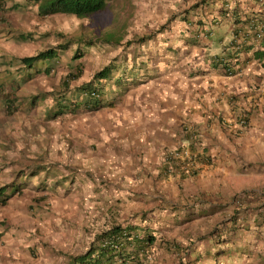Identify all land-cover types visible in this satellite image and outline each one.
Segmentation results:
<instances>
[{
    "label": "rangeland",
    "instance_id": "1",
    "mask_svg": "<svg viewBox=\"0 0 264 264\" xmlns=\"http://www.w3.org/2000/svg\"><path fill=\"white\" fill-rule=\"evenodd\" d=\"M10 1V8L0 20V200L9 198L12 192L5 186L10 158L22 162L21 167L28 170L35 162L55 164L61 175L76 178L68 194L62 190L35 189L30 182L20 194L0 203V264H67L69 255L84 251L91 233L107 214L114 216L122 210L132 213L139 208L150 209L158 203L182 208L188 200L214 198L216 183L213 179L207 178V184L201 186L194 180L161 179L157 174L165 155L186 143L184 120L159 127L154 118V112L160 115L159 100H154V95L163 90L171 92L169 86L175 84L173 68L169 69L161 62L151 80L134 85L123 101L113 108L50 121L42 120L44 113L41 112L46 110L49 102L56 101L60 95L58 91L63 90L61 80L72 74L78 65L83 67L82 77L77 81L80 83L88 80L113 56L137 48L138 38L164 24L172 13H179L200 0H107V8L102 13L82 19L66 14L40 17L37 15L38 6L43 4L40 0H28L27 15L24 16L23 2ZM209 3L206 11L210 10L212 14L207 20L220 6ZM208 29L210 39L218 38L225 31L229 33V26L223 19L218 24L212 21ZM26 32H32V39L27 41L18 37ZM78 32L93 37L109 33L135 45L127 52L122 48L113 52H93L79 61L68 58L57 61L56 56L50 60L22 61L59 44L62 40L59 34L68 36L66 39L69 40L78 36ZM151 51L159 53L160 61L167 58L157 42ZM218 51L219 47L214 45L210 53ZM169 52L177 57L180 51L172 49ZM146 54L143 53V60H146ZM254 64L260 71L263 69L262 64L256 61ZM257 68L255 72L259 73ZM179 74L186 77L183 71ZM215 81L210 76L200 78L196 84L209 89L211 96L215 90L224 94L228 91L225 87L238 84L233 77L228 83ZM75 82L71 75L70 87ZM238 89L242 90L240 94L253 91L251 87ZM38 94L45 100L41 97L34 100ZM255 94L264 92L259 89ZM141 98H147V101H141ZM33 100L39 107L28 115V119L17 112L9 120L5 114L6 105L19 107ZM211 114L212 111L206 114L207 119L213 121L216 117ZM194 116L201 120L199 124L207 123L204 114L195 113ZM31 117L36 121L30 120ZM188 120L196 121L190 116ZM198 125L195 127L201 132ZM28 141H35L36 145L24 147ZM159 144L165 149L162 155H155L154 147ZM212 220L213 216H206L194 222L190 229L194 232L206 228ZM164 229L168 232L163 233L164 238L170 239L155 243L156 253L161 248L171 249L175 237H184L186 231L185 225L170 224ZM162 256L150 263H172L170 258L167 260L166 252ZM209 263L211 261L205 259L203 264Z\"/></svg>",
    "mask_w": 264,
    "mask_h": 264
},
{
    "label": "crops",
    "instance_id": "2",
    "mask_svg": "<svg viewBox=\"0 0 264 264\" xmlns=\"http://www.w3.org/2000/svg\"><path fill=\"white\" fill-rule=\"evenodd\" d=\"M229 1L227 6L230 9L233 6L237 9L238 6L246 5L250 11L262 12L264 17V6L254 0ZM22 2L26 16L27 0L14 3ZM8 3L11 1L0 0V8L9 6ZM218 12L219 10L214 15ZM226 15L231 19V11ZM168 39L160 38L157 43L161 47L179 45L181 54H178L177 58L169 56L167 61L165 58L161 62L165 67L167 63L169 69L175 66L173 72L175 84L169 86L171 92L163 90L154 95L153 99L159 100L157 108L161 115L154 112V118L157 124H160L159 127L163 125L166 127L183 120L185 127V125L199 124L201 120H197L195 113L204 114L207 123L202 122L198 125L203 134L200 138L199 150H204L210 162L200 164L199 171L192 177H180L179 174L165 176L159 172L160 170L157 174L161 179L194 180L201 186L207 184V178L213 179L216 183L213 190L215 196L209 200H188L182 208L174 207L178 205L167 207L164 203H158L150 209L139 208L132 213H125L122 210L114 216L105 215L101 225L126 224L129 220L137 223L145 213L159 230L155 243L170 239L164 238L163 233H168L165 227L170 224L185 225L184 237H175L172 241V248L179 247L178 253L185 261L200 254L203 257L200 262L203 264L205 259L209 258L207 256H211L213 252L223 251V255L217 257V264H264V94H255L259 89L264 92L263 69L260 71L253 60L246 61L243 75L233 76L238 84L225 87L228 91L224 94L220 90H215L211 96L209 89L197 86L199 83H196L200 79L198 76H189L186 73V78L179 74V71L186 69L185 63L190 60V55H186V52L193 54L207 50L209 47L204 48V46H207L209 41L200 39L198 43L190 42L188 46L183 42L175 43L173 39ZM226 39L225 37L219 40L223 48L220 49L221 53L231 52L229 39ZM191 43L193 45H190ZM158 64L157 62V66ZM256 68L257 72L260 71V75L255 72ZM210 76L217 80L216 83H228L232 78L216 73L207 75ZM240 87L247 89L258 87V89L240 94L242 91L238 89ZM141 99L147 101V98ZM211 111L213 112L211 115L216 117L213 121L207 119L206 115ZM189 116L196 121H189ZM187 121L189 124H186ZM163 147V144L154 147L155 155H162L165 149ZM237 200L239 203H236ZM173 208L174 210L171 211ZM206 216H213L212 222L206 225V228L193 232L190 229L192 224ZM172 248L159 249L152 260L158 261V258L163 257L162 254L166 252L167 260L169 258L172 260L170 264H177L175 257L177 252L175 249V255ZM152 260L145 264H151Z\"/></svg>",
    "mask_w": 264,
    "mask_h": 264
},
{
    "label": "trees",
    "instance_id": "3",
    "mask_svg": "<svg viewBox=\"0 0 264 264\" xmlns=\"http://www.w3.org/2000/svg\"><path fill=\"white\" fill-rule=\"evenodd\" d=\"M40 1H43V4L38 6V13L43 16L66 14L82 19L102 13L107 8V0ZM254 1L259 3V0ZM209 2H212L213 5L218 2L221 3L218 6V10H223L226 14L231 11L233 33L240 36L242 41L247 39V32L250 27L260 24L264 20L262 12L250 11V8L246 5L238 6L237 9L233 6L230 9L227 6L229 5V0H200L179 13H173L164 24L150 30L149 34L138 38V43L136 44L138 47H134L133 50L129 49L135 44L132 41H121L120 36L114 38L108 33L101 37H93L85 36L78 32V36L71 37L69 40L66 39L68 36L59 34L62 37L59 44L51 46L35 56L22 59V61H32L40 58L50 60L56 56L58 60L68 58L69 60L78 61L93 52H113L118 51L119 48H122L124 52L129 50L126 54H122L124 56L118 54L113 56L100 69L94 71L88 80L74 86L72 89L66 86V78H64L63 86L66 87V92H63L58 98L52 113L50 115L44 114L46 119L64 117L70 112L93 111L103 106H114L118 101L122 100L125 93L134 85L145 83L152 78L153 73L155 75L159 53L151 50L162 36L173 39L175 43L183 42L188 46L190 42L198 43L202 39V34L207 32L208 24L216 21L215 16H211L207 20L212 14L210 10L206 11L207 5L210 4ZM241 43L243 44V42L238 40L230 43L231 52L218 54L219 58H223V61H214L210 58V65L218 70L221 75H228L234 71L233 67L237 61L238 54H243L244 62L251 58L259 61L264 60V51L250 52L253 46L249 45V52H247L246 46ZM190 45L193 44L191 43ZM144 52H147L146 60L142 58L145 56H143ZM169 58L167 57L166 61ZM214 58L218 57L215 56ZM82 71V65H78L75 71V73L77 72L75 78L81 76L83 74ZM91 91H94L98 96H91ZM47 115L49 116L47 117ZM185 136L188 141V153L175 151L177 156H167L165 163L159 169L162 175L171 172L174 175L179 174L180 177H192L199 171L200 164L210 162L209 156L205 154L204 150H199L200 136L198 133L192 129L185 131ZM180 149H183V147ZM180 153L185 155H180ZM36 173L40 176L39 179L37 178L38 185L36 186L40 190L51 189L55 192L62 190L65 194L71 192L76 178L74 175L71 178L61 175V170L54 164H45L43 166L40 164L36 168ZM28 179H31V174L28 175ZM20 188L21 186L15 187L12 185V193ZM1 201L3 202L4 200ZM236 203H239V201L237 200ZM148 217L144 213V216L137 223L129 220L126 224L115 223L111 226H107V223L103 226L99 224L100 226L91 233L88 246L80 253L69 255L67 264H145L152 260L156 253L154 246L159 230ZM172 249L173 251L176 249L177 255L175 251L173 253L176 255L177 264H200L203 258L200 254H197L198 256L190 257L185 261L178 253L180 252L179 247L176 248L174 246ZM222 253L223 251L219 253L213 252L211 256H207L209 257L207 259L211 261L209 264H217V257L223 255Z\"/></svg>",
    "mask_w": 264,
    "mask_h": 264
},
{
    "label": "clouds",
    "instance_id": "4",
    "mask_svg": "<svg viewBox=\"0 0 264 264\" xmlns=\"http://www.w3.org/2000/svg\"><path fill=\"white\" fill-rule=\"evenodd\" d=\"M28 1V0H27ZM259 3L261 4V5H263L264 4V0H259ZM10 6L11 5H9V6H6L4 9H1L0 8V20H3V18H4V16L6 15V13H7V11H8V9L10 8ZM219 16L216 14V15H214L215 17H216V21H215V24H218V22L220 21V20H224V21H226V24L229 26V33L227 34V32L225 31L224 32V34L223 35H220L218 38H212V39H210V30L208 29V27H207V32H205V33H203L202 34V39L203 40H205V41H209V43H208V45L207 46H204V48H206V47H209V49H207V50H201V52L200 51H198L197 53H195L194 55L193 54H191V53H187L186 52V55H190V60L188 61V62H186L185 63V67H186V69L184 68V70H182L184 73H185V75H186V73L189 75V76H198L199 78H206L207 77V75H209V73H216L217 75H221L220 73H219V71L218 70H216L215 68H213L211 65H210V63H209V60H210V58L212 59V60H214V61H218V60H220V61H223V58H219V55L218 54H220L221 52H220V49L222 48V45H220V43H219V40L221 39V38H227V39H229V47H230V43H232V42H235L236 40H238L239 42H243V44L242 45H245L246 46V48H247V52H249L248 51V46L249 45H252L253 47L251 48V50H250V52H253V51H264V48L259 44V42L257 41V39H256V35H255V31H256V29H260V30H262V32L264 33V20H263V22H261L260 24H257V25H254L253 27H250V29L248 30V32H247V39L246 40H244V41H242V38L240 37V36H238L237 34H234L233 33V30H232V24H231V21H232V19H230V18H228V16H223L224 14H226V12L224 13L223 12V10H219ZM37 15L38 16H40V17H45V16H43V15H40L38 12H37ZM53 15V14H52ZM49 16V15H48ZM73 16V15H72ZM47 17V16H46ZM33 34H32V32H26L25 34H23V33H20V34H18V37L20 38V39H22L23 37L24 38H26V40L28 41V39H32V36ZM2 38V37H1ZM162 39H167L168 37H166V36H162L161 37ZM226 39V40H227ZM164 40H162V42H163ZM60 43V42H59ZM217 46V47H219V51L218 52H216V53H213V54H211L210 53V50H211V48L213 47V46ZM56 46V45H55ZM164 46V47H163ZM162 46V49H163V51L166 53V57H169L171 54H173V53H170L169 52V50H172V49H175V47H177V52L178 51H180L181 52V49H180V47H179V45H174L173 47H171V48H169V46H165V45H163ZM51 47V46H50ZM161 47V46H160ZM49 48V47H48ZM47 49V48H46ZM223 49V48H222ZM45 50V49H44ZM180 52H178L177 53V55L178 54H180ZM248 54V53H247ZM215 56H217L218 58H214ZM172 57H174V58H177L176 56H173L172 55ZM57 58V61H59L58 60V57H56ZM63 60H65V59H63ZM161 59L159 58V61H158V63H160V62H162V61H160ZM249 60H253V61H256V62H258V63H260V64H262V67H263V69H264V60H261V61H259V60H257V59H254V58H251V59H249ZM248 60V61H249ZM79 61V60H78ZM247 61V62H248ZM246 62V61H245ZM245 62H244V60H243V54H238L237 55V61H236V63H235V65H234V71H233V73L232 74H228V75H224V76H228V77H233V76H240V75H243V72H244V64H245ZM101 68V67H100ZM99 68V69H100ZM173 68V69H172ZM170 69H172V70H174V72H175V66H172ZM98 70V69H97ZM76 71V70H75ZM75 71L74 72H72V74L70 73V74H68V76L66 77H64V78H66V86H68L69 88H74V86H76V85H78V84H81V83H83L84 81H81L80 83H77V81H78V79L79 78H81L82 77V75L81 76H78L77 78H75V74L77 73H75ZM157 71H158V66H157ZM182 71H180L181 73H182ZM205 71H207V72H205ZM72 75V78L73 79H76V82L72 85V87H70V83H69V77ZM155 76V75H154ZM153 76V77H154ZM152 77V78H153ZM64 78L61 80V87L63 88V90H61L60 92L58 91V94H60L59 96H58V98H60V96L63 94V92H66V87H64L63 86V80H64ZM151 78V79H152ZM151 79H149V80H151ZM148 80V81H149ZM253 91L254 90H256V89H258L257 87H255V88H251ZM130 90V89H129ZM128 90V91H129ZM128 91L125 93V95L123 96V98H122V100H120V101H118L114 106H111V107H107V106H103V107H101L100 109H97V110H93V111H81V112H70V113H68L67 115H71V116H75V115H77V114H79V113H92V112H97V111H100V110H102V109H106V108H113V107H115L118 103H121L122 101H123V99L127 96V93H128ZM51 92V91H50ZM49 95H52V94H49ZM90 95L91 96H93V97H97L98 96V94H96L94 91H91L90 92ZM45 96H47V94H46V92H45ZM39 97H41V99L43 100H45V98H42V94H38L37 96H35L34 97V100L36 99V98H39ZM58 98L56 99V101L54 102V101H51V102H49L48 103V106L46 107V110L44 111V110H41V112H42V114L44 113V114H51L52 113V110H54L55 109V106H56V103H57V100H58ZM26 99H30V98H26ZM34 100L33 101H31V103H25L24 105L22 104L21 106H19V107H17V106H11V105H6V108H5V114L9 117V120H11V119H13L12 118V116H13V113H17V112H19L20 114H24L25 116H26V118L28 119V115L30 114V116L32 115V113L35 111V110H38V107H39V105L37 104L36 105V103H34ZM42 100H41V102H42ZM51 100H53V99H51ZM23 108H25V110H23ZM44 111V112H43ZM73 114V115H72ZM49 115H47V117L49 116ZM67 115H65L64 117H66ZM64 117H60V118H54V119H62V118H64ZM35 120L36 121V119H33L32 117L30 118V120ZM42 120H46V121H50V120H53V119H46V116H43V118H42ZM41 120V121H42ZM195 125L196 124H191V125H185V127H184V137H183V139L185 140V142L186 143H181V144H183V145H181V146H179V147H177L175 150H172V151H169L166 155H165V157H164V159H163V161H162V164L163 163H165V158L167 159V156H169V155H174V156H177V154L175 153V151H183V152H185V154H187L188 153V151H189V148H188V141H187V139H186V136H185V131H189V130H194V131H196L197 133H198V135L200 136V138H201V132L200 131H198V129H196V127H195ZM41 130V129H40ZM41 133H42V131H41ZM28 144H31V146L33 147V146H35L36 145V142L35 141H33V142H30V141H28V142H25V146L24 147H26V145H28ZM181 147H183V149H180L179 150V148H181ZM185 154H183V153H180V155H185ZM25 162V161H24ZM21 163L22 162H18V161H15V160H13V161H11V158H10V162H9V167H10V170H9V174H8V179H5V180H8L7 182H8V184H6L5 186L7 187V186H9L11 189H12V185H14L15 187H20L21 186V188L19 189V190H17V189H15V190H17V191H15L14 193H12L11 192V194H10V197L9 198H4V199H1V200H4L3 202L0 200V203H5L6 202V200L7 199H10V198H12V196L13 195H18V194H20V192L21 191H23V189L25 188V187H28V183H32V185H33V187L35 188V189H39L38 187H36L38 184H37V182H34L38 177H40L37 173H36V168L37 167H39L40 166V164H41V166H43L44 165V163H39V162H35V163H33V164H31V166H29V167H31L30 168V170H28V169H25V168H23V167H21ZM25 164V163H24ZM55 165V164H54ZM32 172H34V173H32ZM31 174V179H28V175H30ZM20 175H21V177H20ZM165 176H174V174L173 173H171V172H168L167 174H165ZM176 176V175H175ZM40 190V189H39ZM51 190V189H50Z\"/></svg>",
    "mask_w": 264,
    "mask_h": 264
},
{
    "label": "built area",
    "instance_id": "5",
    "mask_svg": "<svg viewBox=\"0 0 264 264\" xmlns=\"http://www.w3.org/2000/svg\"><path fill=\"white\" fill-rule=\"evenodd\" d=\"M256 39L259 42V44L264 48V33L259 28L255 31Z\"/></svg>",
    "mask_w": 264,
    "mask_h": 264
}]
</instances>
